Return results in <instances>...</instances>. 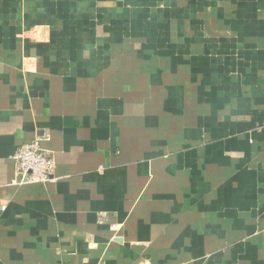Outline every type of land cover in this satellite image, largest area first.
<instances>
[{
	"label": "crops",
	"instance_id": "0c3cea01",
	"mask_svg": "<svg viewBox=\"0 0 264 264\" xmlns=\"http://www.w3.org/2000/svg\"><path fill=\"white\" fill-rule=\"evenodd\" d=\"M0 264H264V0H0Z\"/></svg>",
	"mask_w": 264,
	"mask_h": 264
},
{
	"label": "built area",
	"instance_id": "2783aa9c",
	"mask_svg": "<svg viewBox=\"0 0 264 264\" xmlns=\"http://www.w3.org/2000/svg\"><path fill=\"white\" fill-rule=\"evenodd\" d=\"M41 139L20 145L14 153L16 183H47L54 179L56 161L42 148Z\"/></svg>",
	"mask_w": 264,
	"mask_h": 264
}]
</instances>
